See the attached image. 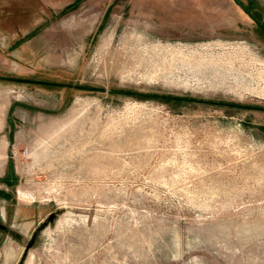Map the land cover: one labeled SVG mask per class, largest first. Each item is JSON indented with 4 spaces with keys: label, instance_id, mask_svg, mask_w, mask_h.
<instances>
[{
    "label": "rangeland",
    "instance_id": "1",
    "mask_svg": "<svg viewBox=\"0 0 264 264\" xmlns=\"http://www.w3.org/2000/svg\"><path fill=\"white\" fill-rule=\"evenodd\" d=\"M238 1L0 0V264H264V0Z\"/></svg>",
    "mask_w": 264,
    "mask_h": 264
},
{
    "label": "flooded vegetation",
    "instance_id": "2",
    "mask_svg": "<svg viewBox=\"0 0 264 264\" xmlns=\"http://www.w3.org/2000/svg\"><path fill=\"white\" fill-rule=\"evenodd\" d=\"M241 7L243 6L238 0H235ZM244 7V6H243ZM242 7V8H243ZM245 8V7H244ZM0 229H5V230H7V227H5V226H2L1 224H0Z\"/></svg>",
    "mask_w": 264,
    "mask_h": 264
},
{
    "label": "water",
    "instance_id": "3",
    "mask_svg": "<svg viewBox=\"0 0 264 264\" xmlns=\"http://www.w3.org/2000/svg\"><path fill=\"white\" fill-rule=\"evenodd\" d=\"M243 7V6H242ZM244 8V7H243ZM28 246H30V244H28Z\"/></svg>",
    "mask_w": 264,
    "mask_h": 264
}]
</instances>
